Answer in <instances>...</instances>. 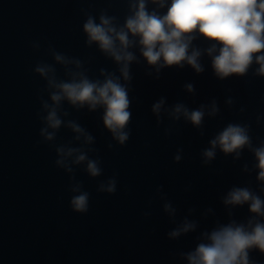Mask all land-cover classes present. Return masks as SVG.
<instances>
[{"label": "water", "instance_id": "1", "mask_svg": "<svg viewBox=\"0 0 264 264\" xmlns=\"http://www.w3.org/2000/svg\"><path fill=\"white\" fill-rule=\"evenodd\" d=\"M134 3L0 0V264H190L189 254L209 243L213 230L233 221L247 225L258 220L249 202L232 205L224 199L233 188H247L260 197V169L252 151L264 143L259 64L254 59L245 74L219 78L204 51L216 41L201 34L192 47L202 52V72L187 63L157 71L134 44L128 51L136 59L129 62L130 79L125 80L121 63L97 42H88L84 24L90 16L99 24L104 15L119 29L134 14ZM146 7L156 9L151 0ZM57 54L68 63L57 61ZM45 65L54 69L48 76L36 71ZM81 73L101 83L118 77L127 86L130 135L123 145L104 125L103 107H77L66 99L58 107L62 124L55 137L48 140L41 134L47 126L44 104H53L55 91L49 78L69 81ZM162 98L157 116L152 107ZM213 103L218 110L209 114ZM177 104L189 111L203 106L202 123L195 126L183 115L173 118L170 112ZM69 122L92 135V143L83 136L77 140ZM229 124L247 128L252 148L244 146L237 156L217 147L215 157L205 163L204 150ZM61 145L82 148L89 159L98 160L100 175L91 176L86 162L70 164L71 172L58 166L56 149ZM110 179H115L116 191H101L100 185ZM76 185L90 193L86 213L71 208ZM166 204L174 211L166 210ZM185 220L195 227L169 235ZM248 254L249 264H255L256 247Z\"/></svg>", "mask_w": 264, "mask_h": 264}, {"label": "clouds", "instance_id": "2", "mask_svg": "<svg viewBox=\"0 0 264 264\" xmlns=\"http://www.w3.org/2000/svg\"><path fill=\"white\" fill-rule=\"evenodd\" d=\"M148 0H136L133 4L134 14L126 19L123 27L117 29L112 25V18L101 15L100 23H96L90 16L84 24V31L88 35V42H97L99 47L111 55L115 61L121 63V73L125 80L130 79L129 62L136 59L128 51L134 44L140 46V52L148 64L154 65L159 71L165 66L177 65L183 67L185 63L191 65L197 73L203 71L199 61L202 55L200 49L192 47V41L198 35L208 38L212 43L204 51L211 57L212 68L215 74L223 79L230 74H245L253 60L259 64L257 72L264 75V0H151L156 9L149 11L146 7ZM167 9L161 13L159 9ZM132 37L138 39H130ZM191 49V50H190ZM254 53H259L253 57ZM55 59L68 63L64 56L57 54ZM79 62L77 61V64ZM36 71L44 76L54 69L51 66H39ZM78 77V78H77ZM50 87L55 91L51 93L52 105L44 104L48 109L45 117L46 127L41 134L52 140L62 124L58 116V107L62 100L70 104L89 109L103 107V122L112 133L114 139L123 145L129 139L126 130L131 112L128 88L121 84L118 77L109 76L104 82L91 81L86 76L74 74L69 81L57 82L54 77L49 78ZM189 91L192 85H187ZM163 98L156 102L152 110L159 116ZM215 103L209 114L217 111ZM175 119L181 115L193 125L199 126L205 115L204 107L189 111L183 104H177L170 112ZM73 131L78 133L76 139L84 137V142L92 143L93 136L88 134L80 125L69 122ZM48 128L53 131L49 132ZM211 147L204 150L205 163L216 155L219 147L224 153L236 152L244 146L252 148L247 128L239 124H229L214 139L210 141ZM56 151L59 159L55 163L72 171L70 164L86 162V171L93 177L100 175L102 169L99 161L89 159L82 148L59 146ZM260 169L258 178L264 181V143L258 148H252ZM69 158H72L69 160ZM177 155L175 159L180 160ZM101 191L114 193L116 191L115 179L107 184L100 185ZM78 193L70 201L74 211L86 213L90 207V193L76 185L72 189ZM249 202V209L253 213L264 217V200L247 188H233L225 197V204H244ZM168 211H174L170 204L165 205ZM195 224L187 220L169 235L176 237L182 232L193 229ZM209 243H201L193 253L189 254L190 264H249L248 250L256 247L264 252V222L255 218L249 220L247 225L236 224L234 221L213 230L208 235Z\"/></svg>", "mask_w": 264, "mask_h": 264}]
</instances>
